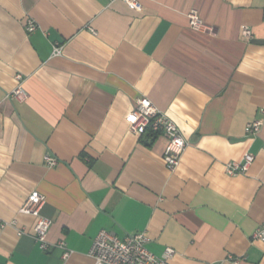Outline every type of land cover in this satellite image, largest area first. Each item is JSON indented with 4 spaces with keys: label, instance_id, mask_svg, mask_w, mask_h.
I'll list each match as a JSON object with an SVG mask.
<instances>
[{
    "label": "crops",
    "instance_id": "1",
    "mask_svg": "<svg viewBox=\"0 0 264 264\" xmlns=\"http://www.w3.org/2000/svg\"><path fill=\"white\" fill-rule=\"evenodd\" d=\"M136 1L140 9L0 0V264H92L100 229L145 232L155 255L174 250L168 264H264L253 237L264 224V0ZM191 9L210 31L190 27ZM16 74L23 102L10 96ZM141 96L187 142L174 170L163 134L129 129ZM255 119L261 129L249 135ZM244 153L255 160L228 175L225 164ZM31 190L51 220L46 249L34 239L35 217L18 211Z\"/></svg>",
    "mask_w": 264,
    "mask_h": 264
},
{
    "label": "built area",
    "instance_id": "2",
    "mask_svg": "<svg viewBox=\"0 0 264 264\" xmlns=\"http://www.w3.org/2000/svg\"><path fill=\"white\" fill-rule=\"evenodd\" d=\"M130 6L140 9V4L136 0H123ZM188 21L191 28L202 31H210L211 27L205 24L199 17L195 9L188 12ZM37 27L34 19L26 17L24 28L27 32H32ZM242 34L251 37V31L247 26L242 27ZM53 54H59V46H55ZM16 86L12 89L10 96L18 102H23L28 96L22 85V75L16 74ZM126 119L129 122V129L133 133L147 134L149 138L156 134H163L166 137V145L163 150V160L169 170H174L180 161L181 154L187 144L182 136L177 123L165 112L160 110L153 102L145 96L137 97L133 108L127 113ZM262 126V121L255 119L246 123L245 132L249 135H256ZM264 159V150H263ZM255 160L251 153H244L242 159L231 160L225 164V171L228 175L245 173L249 165ZM44 162L51 167L56 164L57 158L50 154L44 156ZM44 203V196L37 190H31L20 205L18 211L33 215L34 239L41 249L48 247L47 233L51 225V220L40 214V209ZM14 222V221H13ZM253 237L264 243V224L255 231ZM148 237L145 232L127 233L123 237L100 229L92 240L89 256L92 264H168L167 260L173 255L174 250L166 247L160 256L152 253L147 247ZM57 245L64 249L63 257L69 255V250L63 241H58ZM231 264H238L239 257H229ZM222 264V263H209Z\"/></svg>",
    "mask_w": 264,
    "mask_h": 264
}]
</instances>
